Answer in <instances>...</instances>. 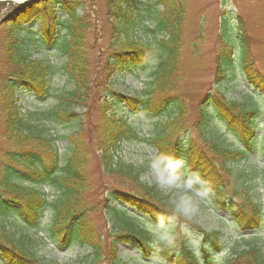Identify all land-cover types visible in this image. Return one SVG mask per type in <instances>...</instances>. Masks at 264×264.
Masks as SVG:
<instances>
[{
  "label": "trees",
  "instance_id": "1",
  "mask_svg": "<svg viewBox=\"0 0 264 264\" xmlns=\"http://www.w3.org/2000/svg\"><path fill=\"white\" fill-rule=\"evenodd\" d=\"M188 1L38 0L5 22L0 41V257L4 264H43L28 245L30 230L63 248L89 249L90 264H214L210 250L217 249L218 234L183 220L157 184L141 179L145 167L121 158L123 144L143 139L130 122L138 114L164 117L144 140L155 150V158L183 161L177 169L180 177L199 175L201 182L195 187L205 199L228 211L238 232L254 234L242 250L218 264H264V245L257 238L264 231V218L255 198L258 189L264 190V167L245 164L250 154L264 158V133L255 130L258 110L253 106L258 97L248 93L238 103L215 90L198 101L195 121L187 123L186 97L178 94L175 75ZM232 19L224 12L219 18L215 83L227 79L237 42L244 79L263 100L264 75L254 67L243 23L236 20L232 26ZM30 22H37L39 28L22 26ZM105 33L108 42L98 49ZM31 46L35 53H55L63 61L57 66L36 59ZM96 50L93 64L91 54ZM149 64V81L140 92L128 96L113 89L111 76ZM55 75L65 79V87L53 92L50 81ZM18 91L29 94L39 107L21 112ZM91 111L95 122L85 132L82 120ZM209 116L222 122L245 148L231 150L212 139ZM65 126L73 128L61 132ZM59 140L66 142L63 152ZM94 170L100 186L110 193L91 203L87 196L94 186ZM105 177L112 182H103ZM188 191L189 203H194L193 192ZM100 209L110 225L105 235L92 220ZM5 219L18 224V230L8 227ZM186 228L199 237L200 258L188 240L190 233H184ZM160 229H165L167 239L158 238ZM129 242L139 255L123 261L118 246Z\"/></svg>",
  "mask_w": 264,
  "mask_h": 264
},
{
  "label": "rangeland",
  "instance_id": "2",
  "mask_svg": "<svg viewBox=\"0 0 264 264\" xmlns=\"http://www.w3.org/2000/svg\"><path fill=\"white\" fill-rule=\"evenodd\" d=\"M12 11L10 6L0 7V18L8 16ZM225 14H229L232 20L230 24L234 26L236 20L243 23L244 32L247 36L248 46L250 49L251 57L254 62V67L264 75V3L262 0H189V15L183 28V46L180 49L178 61L176 65V78L178 79L177 92L181 97H186V120L187 123L192 124L195 121V111L198 105V101L204 96L211 94H205L211 89V85L214 80V56L215 51L218 48V35L221 30L219 24V18ZM203 18V29L200 30L199 22ZM101 23V22H100ZM37 29L38 24L32 23ZM31 24L27 25L29 27ZM5 26V25H4ZM5 27H0V41L2 39V31ZM107 27H105V30ZM235 35H238V31H234ZM108 42V35L102 36L101 41H98L97 48L102 49ZM239 44L236 42L233 45V62L231 68L226 72L227 80L225 84L220 87L219 92L223 98L228 101L239 102L245 93L251 92L256 93L254 89L247 88V85L242 76V69L238 63L239 56ZM31 52H36V48L31 46ZM33 57L36 59H43L47 63L59 66L63 61L62 58H58L55 53H35ZM98 58L97 50L95 55L91 54L92 63L95 64ZM3 63V56L0 52V65ZM152 71V65L149 64L147 68L134 69L133 73H125L123 75L111 76V82L113 83V89L121 94L133 95L136 92H140L144 84L149 81V75ZM51 85L53 92L58 88L65 87V79L55 75L51 79ZM69 88V86H67ZM261 98L260 94H257ZM18 100V106L21 111L32 110L34 107H39L40 104L34 103V99L24 91H18L16 93ZM255 109L258 110V117L255 120V130L257 133H264V101L257 100L254 102ZM81 110H77V114H81ZM83 130L86 132L88 128L95 122L93 112H89L88 117L83 118ZM160 121H164V117H132L131 123L135 124V129L141 137H151L155 130L158 128ZM72 126L61 127L62 131H69ZM54 130V129H52ZM208 133L211 138L218 140L224 146L231 149L242 148L243 145L233 139V136L225 129L222 123L217 118L209 116ZM58 145L60 148H65L66 143L59 140ZM63 152V151H62ZM121 158L126 163L139 165L145 167V173L142 176V180H145L148 184H157L152 175L151 165L156 159V153L145 141H134L128 142L122 145L120 151ZM255 160V154H250L245 160V164H256L258 167H264V159L258 157ZM181 176V175H179ZM188 174L183 173L182 177H187ZM91 180L93 181V189L88 191L87 201L95 203L100 197L108 198V191L106 188H102L99 184L98 176L96 171L91 174ZM103 182H112L110 177L103 178ZM183 181L177 179L176 187H161L159 186L162 196L166 198L169 204L175 206L176 202L183 197L184 204L186 207L193 209L191 217L181 218L187 222H192L200 226L205 231L216 232L218 234V247L217 249L210 250V253L214 255V264H218L224 257L233 255L234 253L242 250L247 243L248 236L245 232H238L234 226L230 224L229 214L226 210H218L212 203L207 201L204 195L197 190L196 187L191 189L193 196L195 197L194 203H189L187 191L189 189L182 186ZM197 191L201 193L197 195ZM258 193L255 195L256 200L262 207V215L264 218V190L258 189ZM45 192L47 190L45 189ZM189 192V191H188ZM127 210H131L128 207ZM101 213L92 217V220L96 227L105 235L108 233L109 224L104 221L103 209H100ZM132 211V210H131ZM143 221L148 222L146 217L141 216ZM4 223L11 228L18 230L19 225L14 224L11 219H5ZM151 229L158 231L159 229L154 228L152 225L149 226ZM184 230V233H190L188 240L192 244V249L195 250L197 256L200 258L201 253L199 250L200 242L197 234L192 231ZM165 229H160L158 235L164 233ZM260 235L257 238L264 245V231L259 232ZM29 242L28 245L32 254L41 260L43 264H90L88 260V254L90 250L85 247L79 246H68L59 247L54 243H49L42 238V234L38 230L29 231ZM118 255L123 261L128 258L138 256V251L133 242L126 244H120L118 246ZM141 257V256H139ZM140 259V258H138ZM155 261L157 257L153 258ZM0 262L4 264L0 258ZM155 264H160L155 263Z\"/></svg>",
  "mask_w": 264,
  "mask_h": 264
},
{
  "label": "clouds",
  "instance_id": "3",
  "mask_svg": "<svg viewBox=\"0 0 264 264\" xmlns=\"http://www.w3.org/2000/svg\"><path fill=\"white\" fill-rule=\"evenodd\" d=\"M183 161L176 160H164L158 159L153 162L151 165L152 175L155 179V182L161 187H176L177 179H181L183 181L182 186L191 190L195 187V185L201 182V177L197 174H189L187 177H179L177 173V169L181 167ZM199 191H197V195H200ZM206 194V193H204ZM174 212L180 216L191 217L193 214V209L186 207L184 204L183 197L178 200L174 207ZM158 238L167 239L166 236L161 234Z\"/></svg>",
  "mask_w": 264,
  "mask_h": 264
},
{
  "label": "bare ground",
  "instance_id": "4",
  "mask_svg": "<svg viewBox=\"0 0 264 264\" xmlns=\"http://www.w3.org/2000/svg\"><path fill=\"white\" fill-rule=\"evenodd\" d=\"M15 1H21V0H15Z\"/></svg>",
  "mask_w": 264,
  "mask_h": 264
},
{
  "label": "snow or ice",
  "instance_id": "5",
  "mask_svg": "<svg viewBox=\"0 0 264 264\" xmlns=\"http://www.w3.org/2000/svg\"><path fill=\"white\" fill-rule=\"evenodd\" d=\"M0 264H2V262H0Z\"/></svg>",
  "mask_w": 264,
  "mask_h": 264
}]
</instances>
